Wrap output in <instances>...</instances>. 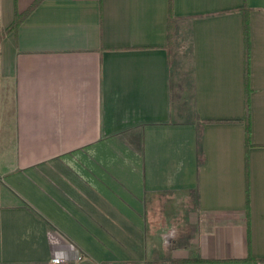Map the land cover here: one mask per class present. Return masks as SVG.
Instances as JSON below:
<instances>
[{
    "label": "crops",
    "instance_id": "crops-1",
    "mask_svg": "<svg viewBox=\"0 0 264 264\" xmlns=\"http://www.w3.org/2000/svg\"><path fill=\"white\" fill-rule=\"evenodd\" d=\"M179 258L264 264V0H41L0 39V264Z\"/></svg>",
    "mask_w": 264,
    "mask_h": 264
},
{
    "label": "trees",
    "instance_id": "trees-1",
    "mask_svg": "<svg viewBox=\"0 0 264 264\" xmlns=\"http://www.w3.org/2000/svg\"><path fill=\"white\" fill-rule=\"evenodd\" d=\"M41 2V0H35L24 12L19 13L17 12L15 15V19L13 21V23L6 29H1L0 31V39L8 32L14 31L17 29V27L19 26V24L22 22V20L31 12L34 10V8H36V6H38V4ZM172 13L169 16V36L171 33V23H172ZM247 140L249 141V137H250V128L249 125L247 126ZM177 262L179 263H190V262H199L201 261L199 258H179V259H175Z\"/></svg>",
    "mask_w": 264,
    "mask_h": 264
}]
</instances>
